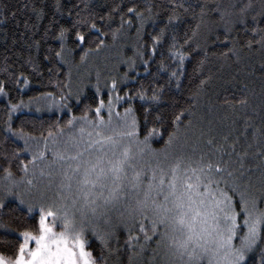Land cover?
Masks as SVG:
<instances>
[{"label":"trees","instance_id":"16d2710c","mask_svg":"<svg viewBox=\"0 0 264 264\" xmlns=\"http://www.w3.org/2000/svg\"><path fill=\"white\" fill-rule=\"evenodd\" d=\"M249 3L251 7H246ZM93 22L97 27L91 26ZM157 36L160 40L153 52ZM120 37L129 38L131 47L122 53L125 79L115 113L133 109L130 114L138 119L139 138L156 128L151 139L157 149L170 145L171 134L172 141L181 138L189 143L199 136L212 138L211 151L229 152L242 163L252 153L263 176L260 190L251 196L263 200L262 0H0V84L6 89L0 93V176L10 172L21 178L33 162V155L16 132L9 131L6 121L14 129L22 128L23 134L44 140L69 127L70 120L96 114L104 94L88 89L75 100L70 65L81 64ZM138 92L148 97L155 93L161 99L149 104ZM46 95H68L72 104L63 113L16 112L9 121L12 104ZM146 108L150 109L147 120ZM181 112L177 126L174 117ZM157 113L163 119L158 120ZM5 204L0 207V221L12 227L0 229V252L14 258L23 231L39 232V214L13 198ZM88 238L97 264H140V253L146 256L158 239L146 241L135 225L131 231L118 226L106 242Z\"/></svg>","mask_w":264,"mask_h":264},{"label":"snow or ice","instance_id":"6c2138e0","mask_svg":"<svg viewBox=\"0 0 264 264\" xmlns=\"http://www.w3.org/2000/svg\"><path fill=\"white\" fill-rule=\"evenodd\" d=\"M246 7H251V4L249 3ZM134 9L135 6L129 11ZM203 11L204 9L201 8V12ZM241 11L243 12L244 9ZM173 18V16L168 17L169 20ZM91 26L97 27L94 22ZM78 35L81 40L85 39L83 33ZM159 40V36L155 37L153 52L157 51L155 44ZM145 71L148 69L146 68ZM24 83L27 84L28 81L25 80ZM116 88L117 81L113 80L114 93ZM5 91L3 84H0V93ZM137 94L142 99H146L149 104L158 103L161 99L155 93L150 97L145 96L143 92ZM61 99L63 100L64 97ZM104 106L105 101L102 98L99 99L95 112L99 113ZM18 108L17 104L11 105V110ZM108 111L111 113V105L108 106ZM144 111L146 113L144 119L147 120L150 109L146 108ZM132 112L131 107L124 109L126 120L128 114ZM181 115L183 112L174 117L177 126ZM156 118L163 119L159 113ZM99 120L101 125L105 123L102 116ZM6 123L9 131L16 132L18 135L22 134V128L17 130L12 128L8 121ZM69 123H72V120ZM126 126L130 127L131 131L121 135L135 136L140 132L135 115ZM157 131L154 127L149 129L144 136V141L147 143ZM98 135L100 140L93 143H116L111 136H104L103 133ZM171 141L172 135L169 134L168 143ZM25 146H27V140H25ZM32 158L35 160L36 156L33 155ZM127 162V149L121 160L109 161L110 167L107 169L102 167L98 169L100 163L98 159L97 163L90 165L91 171L86 169L83 178L78 181L77 195L72 194V176L65 174L68 183H62L61 188L69 190L68 196L66 197L61 191L59 202L53 201L52 205L34 204L25 199L23 192L17 193L12 187L6 188L4 194L0 196V207L6 206V197L17 196L21 204L27 205L29 212L37 209L39 215L36 223L39 233L23 231V242L19 243L15 257H9L4 252H0V264H97V259L89 248L91 241L88 233L91 232L106 242L108 232L101 228V220L110 226L111 231H115L118 226L128 227L131 231L132 225H135L146 241L157 236L160 237L158 243L166 240L165 254L175 257L177 264H264V208L259 207L264 200H258L244 192H239L237 197L230 192L226 180L215 179L213 176L214 170L223 171L219 164L204 163L201 158L198 167L184 169L185 173L191 172L195 178L193 176L181 178L177 172L180 164L177 163L172 168L171 179L167 181L165 177L168 173L157 165L152 169L151 179L146 181V188L142 187L145 183L141 179L142 173L134 171L130 182L131 191H129L125 189L122 180V176L126 175ZM132 167L135 169V165ZM76 168L79 169L80 165L77 164ZM158 168L159 177L157 176ZM92 172H95L94 179L91 178ZM9 175H11L10 172ZM109 176L114 177L112 187L107 195H104L105 180ZM181 179L183 190L178 191V183ZM222 182L223 187H221ZM165 183H167V190L164 188ZM97 184L100 185L101 192L89 199L92 193L85 191V186L91 185L94 188ZM79 194H82L85 199L77 207ZM161 194H163V201L159 200ZM68 197L72 198L71 206L66 202ZM53 206L57 208V211H52ZM113 214L118 217L116 224L112 222ZM11 227V224L0 221V229L8 230ZM30 241H34V248L30 247ZM253 253L255 256L252 255ZM100 258L103 259V256Z\"/></svg>","mask_w":264,"mask_h":264},{"label":"rangeland","instance_id":"374dc122","mask_svg":"<svg viewBox=\"0 0 264 264\" xmlns=\"http://www.w3.org/2000/svg\"><path fill=\"white\" fill-rule=\"evenodd\" d=\"M129 43V38L120 37L100 51L89 55L81 64L70 65L73 73L71 83L73 90L71 95L73 98L76 100L77 96L83 94L86 90L94 89L96 92L104 94L102 99L105 101V106L93 117L82 116L81 118H77L63 131L61 130L44 140L36 139L23 133L20 135L16 133V137L24 144L25 140H27L26 147L31 155L36 156V159L33 160L28 173L21 178L9 174L0 176V196L4 194L6 188L12 187L17 193L23 192L25 199L34 204L43 203L52 205L53 201L59 202L61 191L66 197L68 196L69 190L61 188L62 183H68L65 174L72 176V194L77 195L79 193L78 181L83 178L86 169L91 171V164L97 163L99 159L98 169L100 167L107 169L110 167L109 161H119L124 157L125 149H127L128 162L125 164L126 175L122 176V180L125 189L129 191H131L130 182L133 179L134 171L142 173L141 179L145 181L142 187L146 188V181L151 179L152 169L157 165L168 173L165 177L166 181L171 179L172 168L177 163L180 164L177 172L181 178L185 176H193L195 178L194 174L191 172L185 173L184 169L198 167L201 158H203L204 163L212 162L213 164L220 165L223 171L217 172L214 170L213 176L215 179L223 178V180H226L230 192H232V189L237 195H239V192L251 195L252 191L260 190L263 174L261 169L254 165L257 164V159L253 157L252 153L245 156L247 161L242 163L240 162L241 159L236 156L231 157L228 154L229 152L220 155L215 151H211V141H214L212 138L199 136L191 142L192 144L180 138L175 139L168 146L157 149L151 138L146 143L144 139L136 135H121V133L131 131V128L126 126L131 122V114H128V119L126 120L125 113H115L120 99L119 87L125 79V59L122 53L125 48L131 47ZM113 80L117 81L116 93L112 89ZM63 97L64 99L62 100L61 97L46 95L43 98L21 103L18 109L11 110V116L15 115L16 112L26 110L63 113L72 104L70 96L63 95ZM109 105L112 107L111 113L108 111ZM101 116L105 121L103 125L100 124L99 120ZM98 133L113 137L116 143H93V141L100 140ZM247 152L250 151L247 149ZM77 164L80 165L79 169L76 168ZM133 165H135V169L132 167ZM157 176L159 177V168L157 169ZM91 178H95V172H92ZM112 179L114 177L109 176L105 180L104 195H107L111 189ZM223 186L222 182L221 187ZM164 188L167 190V183H165ZM182 190L183 180L181 179L178 183V191ZM85 191H91L92 196L88 197L91 199L101 192V187L99 184L94 188L88 185L85 186ZM254 197L262 200L258 195ZM9 198L19 201L17 196H8L6 200ZM84 199L85 197L79 194L77 207H79V204ZM159 200L163 201V194H161ZM66 202L71 206L72 198L68 197ZM262 203L263 205H259L260 208H264V202ZM22 205L27 207L26 204ZM69 210H72L71 207H69ZM33 211L38 212L37 209ZM52 211H57V208L53 206ZM117 220L118 217L113 214V224H116ZM100 224L101 228L108 232V235L113 232L110 230V226L105 224L103 220L100 221ZM88 235L99 238V236L91 232ZM177 235L179 237V234ZM157 237L155 246L151 251H147L146 256L140 253L138 262L140 264H177L175 257L165 254L167 241L158 243L160 237ZM30 247H35L34 241H30ZM143 249L145 248L143 247Z\"/></svg>","mask_w":264,"mask_h":264}]
</instances>
